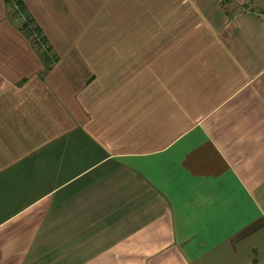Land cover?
Instances as JSON below:
<instances>
[{"label":"crops","instance_id":"1","mask_svg":"<svg viewBox=\"0 0 264 264\" xmlns=\"http://www.w3.org/2000/svg\"><path fill=\"white\" fill-rule=\"evenodd\" d=\"M0 0V264H264V0Z\"/></svg>","mask_w":264,"mask_h":264},{"label":"rangeland","instance_id":"2","mask_svg":"<svg viewBox=\"0 0 264 264\" xmlns=\"http://www.w3.org/2000/svg\"><path fill=\"white\" fill-rule=\"evenodd\" d=\"M17 1L18 0H10V1L7 2L8 3V7H9V12L11 13V15L14 18H16V20H17V19H19V18H17L18 13H21L22 15H24V19H25L26 22H28V21L32 22L31 20H33V18H31V16H29L26 8L24 6L19 5ZM20 11H22V12H20ZM20 18H22V17H20ZM19 20H17V21L19 22V24L24 29V25H22V23H20ZM33 24L35 26V27L34 26L33 27L37 29V25L35 24L34 21H33ZM36 29H33V31H35V32L30 31L31 29H29V30H25L24 29V30H25V33L27 34V36H29L32 39V41L37 45V47L39 48V51L41 52V54L44 55L46 53V51L43 50V48H44L43 44L45 42H43L42 36H44V35H43V33L42 34L39 33L38 30H36ZM45 41H46V46L50 47L46 38H45ZM53 54L54 53L51 52V53H49V55H47V56H50V59H51V61H49V63L47 62V65H46L47 68H49V67L55 65V63H57V59H56L55 55H53Z\"/></svg>","mask_w":264,"mask_h":264},{"label":"built area","instance_id":"3","mask_svg":"<svg viewBox=\"0 0 264 264\" xmlns=\"http://www.w3.org/2000/svg\"><path fill=\"white\" fill-rule=\"evenodd\" d=\"M20 12H22V11H20ZM20 17H22V18H20ZM17 18L20 19V20H19V19H17V20H19L20 23H22V25H24V29H25V30H29V29H31L30 31H33V29H35V28H34L35 26H34L33 22H30V21L26 22L25 19H24V15H22L21 13H18ZM33 26H34V27H33ZM33 32H35V31H33ZM38 37H39V36H38ZM43 46H44L43 50H44V51H47L46 43H44Z\"/></svg>","mask_w":264,"mask_h":264},{"label":"trees","instance_id":"4","mask_svg":"<svg viewBox=\"0 0 264 264\" xmlns=\"http://www.w3.org/2000/svg\"><path fill=\"white\" fill-rule=\"evenodd\" d=\"M8 1H10V0H7V2H8ZM17 2H18L19 5L25 7V5H24V1H23V0H18ZM31 21L33 22V20H31ZM35 29H36V28H35ZM36 30H38V32L41 33L38 27H37ZM41 34H42V33H41ZM42 38H43V39H42L43 42L46 43V41H45V37L42 36ZM51 52H52V51H51V48H50V47H47V51H46V53L44 54V57L46 58V61H48V63H49V61H51V59H50V56H47V55H49V53H51ZM53 55H54V54H53Z\"/></svg>","mask_w":264,"mask_h":264}]
</instances>
